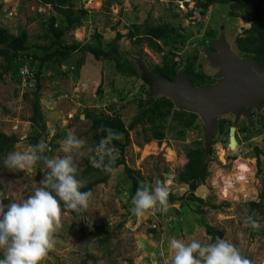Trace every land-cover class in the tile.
Segmentation results:
<instances>
[{"label":"rangeland","instance_id":"rangeland-1","mask_svg":"<svg viewBox=\"0 0 264 264\" xmlns=\"http://www.w3.org/2000/svg\"><path fill=\"white\" fill-rule=\"evenodd\" d=\"M185 2L186 7H182V10L180 5L161 0H74L76 10H86L88 18L82 28L68 36L77 42H86L97 30L104 42H109L115 37L114 29H117L123 35L118 45L122 53L135 62L139 80L117 73L112 62H96L89 54L84 55L78 74L74 72V58L65 62L63 68L45 70L40 92L43 119L50 130L49 137L58 133L61 137L55 141L57 148L53 156L62 155L59 152L60 141L69 131L83 139L86 146H94L90 121L82 118L85 112L93 116H118L128 127L138 113V102L149 105L157 98L153 96L158 92L160 82L153 79L148 70L150 66L161 65V55L151 52L145 45L132 46L127 37L131 26H138L140 31L145 26L163 23L178 28L187 39L177 52L182 64L179 71L186 63V58L194 55L195 69L213 77L211 82L218 80L217 77L215 79L218 68L210 66L204 54L207 46L204 47L198 41L201 42L208 31L214 30L213 27L221 28L220 32L217 29V40L223 42L236 57L243 59L234 49L233 42L235 37L250 27L249 22L229 17L228 6L221 5L212 6L201 22L197 21V16L189 21L186 14L193 7V1ZM52 16L57 17L50 7L41 5L39 0H0V27L13 35L25 30L31 42L45 33L47 22ZM71 39L68 37V41ZM101 83V94L97 95ZM126 91L128 93L124 95ZM25 93L26 89L22 83H18V79L5 76L0 82V133L18 139L14 150L28 147L26 139L32 131L28 122L31 109L23 97ZM263 115L264 105L253 108L247 117L241 114L237 120L230 113L220 118L232 123L235 147L231 149L229 146V133L226 137L215 135L213 144L207 142V147L212 149L208 159L209 177L194 193L207 203L201 207V215L192 203H185L187 208L180 215L181 202L177 199L187 192V186L177 185L173 179L186 163L185 150L196 143L206 145L203 125L199 123L184 136H179L180 128L169 119L161 143L151 141L145 144L146 135L141 133L140 127L130 131V145L123 154L124 165L141 176L142 180L137 179V186L142 181L151 184L159 178L168 184L170 195L176 200L168 205L166 212L153 209L143 217H136L131 212V201L135 195L132 193L131 181L125 175L124 167H118L114 178L91 190L93 198L87 210L76 216L68 214L62 218L63 226L56 234V247L44 264H82V261L86 264H170L169 239L198 238L208 241L210 237L206 235L204 225L222 233V239L235 243L253 264H264V134L254 135L246 141L239 132L244 126L257 129V117ZM254 149L261 153L260 172ZM90 155L85 152L84 157L79 159V172L84 171L85 160L90 163ZM3 160L0 161V196L7 198L4 200L7 205L11 200L20 201L31 195L44 177V168L42 162H38L32 173H14L4 167ZM237 164H245L249 169L244 172L242 182L237 180ZM251 202H260L262 209L251 211L248 206ZM210 206L216 209H210ZM249 215L259 222L258 230L245 225L244 221ZM173 219L175 223L179 219L178 225H173ZM96 227H103L109 234L105 248H97L98 238L90 239Z\"/></svg>","mask_w":264,"mask_h":264},{"label":"trees","instance_id":"trees-1","mask_svg":"<svg viewBox=\"0 0 264 264\" xmlns=\"http://www.w3.org/2000/svg\"><path fill=\"white\" fill-rule=\"evenodd\" d=\"M161 1H167L172 4L173 2L184 0ZM194 1L196 10L199 11L201 18L209 12L212 6L221 5L228 6L229 17L241 18L249 22L250 27L243 30L242 35L235 37L233 42L234 49L243 59L255 62L261 70H264V0ZM39 2L45 7H50L59 19L54 16L49 18L45 27V33L35 37L33 42L30 41L29 35L25 30H21L18 34L13 35L6 28L0 27V82H3L5 76H10L11 79H18V83L21 84L19 70L22 67H27L31 71L34 80L33 87L27 86L25 88L26 93L23 96L31 109V117L28 119V122L32 131L26 139L27 144L28 146L35 145L41 139H44L51 149L46 154L53 156L57 148L55 141L61 137L60 133L49 137L50 130L46 127L43 119L42 108L40 106V92L43 88V74L45 70L51 67L60 68L69 59L74 58L76 59L74 72L78 74L83 64L84 55L89 54L96 62H112L115 71L123 76L133 78V80H139V75L135 62L122 53L118 45L123 35L117 29H114L115 37L109 42H104L102 34L97 30H94L88 41L77 42L71 39L72 37L68 36V34L82 28L83 23L88 18L87 11L84 9L76 10L74 0H39ZM192 16L193 12H189L186 15L187 18ZM131 27L127 37L132 46L141 47L145 45L151 52L161 55V65L150 66V73L167 79L169 82L172 81L170 83L175 82L177 74L179 73V66L182 65L180 59L177 57V52L187 41L180 30L166 23L158 26L148 25L143 27L141 31L136 25ZM213 28L214 30L211 29L207 32L206 37L201 38V42L198 41L199 44L205 47L208 43V38L211 41L217 36L218 28ZM68 37L71 40L68 41ZM212 49L214 48L210 47L209 52H212ZM195 62L196 57L193 55L187 57L186 63L183 64L182 73L186 80L195 88L214 85L215 81L211 82L213 80L212 78L206 76L202 71L195 69ZM35 66L37 68L34 71ZM101 87L102 83L97 88V95L101 94ZM127 93L128 91L124 95ZM137 110L136 117L128 127H125L118 116L103 114L93 116L88 112L84 114V118L89 120L91 124L90 129L92 131L93 145L98 143L100 137L104 135L98 132L101 126L111 128L113 131L123 134V140L113 141L119 153L116 167H124V173L131 181L133 194H135L138 187L137 179L142 180V178L138 172L132 171L124 165L123 154L125 149L130 145V131L140 127L141 133L146 135L145 144L151 141L161 143L164 140V130L169 119L180 128L178 131L179 136H184L186 132L201 123L197 115L177 109L169 99L163 97L155 99L149 105H146L145 102H138ZM257 120V129H251L249 126H244L239 129L244 140H250L254 135L260 136L264 134V115L258 116ZM230 127H232L230 121L226 119L219 120L216 135L219 137L228 136ZM18 142L15 136H6L0 133V161L9 152L14 150ZM210 143H215V138ZM254 152L258 172H260L259 155L261 153L258 149H254ZM211 154L212 149L203 143H196L195 146L188 147L185 150L186 163L179 174L173 179L175 184L187 186V192L180 199H177L181 202L180 206L182 209L180 210V215L187 208L185 203L195 204L198 208L197 212L200 215L203 213L201 207L206 206L207 203L196 197L194 193L199 185L209 177L208 159ZM84 164L85 169L79 172V175L80 178L88 180V182L85 183L82 191H91L95 186L104 185L108 182L109 175L100 169L94 168L87 160H85ZM175 200L172 195L169 196V204ZM248 206L251 211L262 209L260 202H251ZM210 209H216V207L210 206ZM69 214L72 216L77 215L75 212H70ZM178 221L179 219L175 223L173 219V225H178ZM204 228L206 235L210 237L212 242L215 241V238L222 237V233L212 227L204 225ZM152 233H155V231H152ZM93 238H98V242L96 243L98 249L105 248L109 242V234L103 227L95 228V234L91 235L90 239ZM82 264H86L85 261H82Z\"/></svg>","mask_w":264,"mask_h":264},{"label":"clouds","instance_id":"clouds-1","mask_svg":"<svg viewBox=\"0 0 264 264\" xmlns=\"http://www.w3.org/2000/svg\"><path fill=\"white\" fill-rule=\"evenodd\" d=\"M185 1L172 4L184 8L187 4ZM189 12H193V16L187 18L189 21L197 16V21L201 22L208 15L207 12L201 18L199 11ZM217 78L214 85L221 80L218 75ZM98 132L104 134L98 143L86 146L83 139L69 131L60 141L59 152L62 155H47L51 149L44 139L24 150H14L6 155L3 165L8 171L32 173L38 162H42L44 177L32 194L23 200H11L5 205L4 200L7 198L0 196V264H44L56 247V234L63 226L62 218L70 212L80 214L89 208L93 193L82 191L85 181L80 178L78 168V161L85 152L91 154L89 160L94 168L109 175L110 179L115 177L118 152L113 141L123 140V134L104 126ZM169 196L170 188L165 181L159 178L151 184L142 181L132 198L131 212L136 217H143L153 209L166 212ZM244 222L253 230L260 228L259 222L251 215ZM168 252L170 264H253L235 243L219 237L214 242L210 238L203 241L198 238L172 237L168 241Z\"/></svg>","mask_w":264,"mask_h":264},{"label":"water","instance_id":"water-1","mask_svg":"<svg viewBox=\"0 0 264 264\" xmlns=\"http://www.w3.org/2000/svg\"><path fill=\"white\" fill-rule=\"evenodd\" d=\"M210 47L217 53H210ZM205 55L212 67L219 68L218 77L221 80L214 86L195 88L182 71H179L173 83L150 75L160 82L158 92L153 97L169 99L179 110L197 115L204 127L208 146L207 142H211L217 134L219 119L225 114L230 113L237 120L241 114L247 117L253 108L264 105V70L251 60L237 58L223 42L208 41ZM234 132L235 129L230 127V147L235 144ZM174 214L178 216L176 210Z\"/></svg>","mask_w":264,"mask_h":264},{"label":"built area","instance_id":"built-area-1","mask_svg":"<svg viewBox=\"0 0 264 264\" xmlns=\"http://www.w3.org/2000/svg\"><path fill=\"white\" fill-rule=\"evenodd\" d=\"M23 71H26V72H23ZM19 74L21 76L20 80H21V83L24 86V88H26L27 86L33 87L34 80H33L31 71L27 67H22L19 70Z\"/></svg>","mask_w":264,"mask_h":264},{"label":"bare ground","instance_id":"bare-ground-1","mask_svg":"<svg viewBox=\"0 0 264 264\" xmlns=\"http://www.w3.org/2000/svg\"><path fill=\"white\" fill-rule=\"evenodd\" d=\"M144 66V65H143ZM145 67H147V66H145ZM217 69V68H216ZM148 70V69H147ZM149 71V70H148ZM183 71V70H182ZM150 72V71H149ZM151 74V73H150ZM170 82H172V81H170ZM220 120V119H219ZM235 147V144L234 145H232L231 146V149H232V147ZM237 170H238V178H237V180L239 181V182H242V180H243V174H244V172H248L249 171V169H248V167L245 165V164H237ZM232 185V184H231ZM226 188H228V184H227V187ZM230 189V188H229ZM227 195V194H226Z\"/></svg>","mask_w":264,"mask_h":264},{"label":"flooded vegetation","instance_id":"flooded-vegetation-1","mask_svg":"<svg viewBox=\"0 0 264 264\" xmlns=\"http://www.w3.org/2000/svg\"><path fill=\"white\" fill-rule=\"evenodd\" d=\"M185 1V0H184ZM184 1H182V2H184ZM188 2H190V0H187ZM193 1V7L190 9V10H194L195 12L194 13H198V11L196 10V5H195V1L194 0H192ZM189 10V11H190ZM188 11V12H189ZM187 12V13H188ZM241 19V18H240ZM243 20V19H242ZM244 21V20H243ZM219 29V32H220V27L218 28ZM217 33H218V31H217ZM219 34V33H218ZM218 34H217V36L213 39L214 41H216L217 40V37H218ZM210 39H212V38H210ZM208 40H209V38H208ZM205 47H206V45H205ZM206 48H204V50H205ZM212 53H217V51L215 50V49H212ZM218 71H219V69H218ZM217 75H218V73H217ZM217 75H215V79H216V77H217ZM212 79H213V77H211ZM217 81V79L215 80V82Z\"/></svg>","mask_w":264,"mask_h":264},{"label":"crops","instance_id":"crops-1","mask_svg":"<svg viewBox=\"0 0 264 264\" xmlns=\"http://www.w3.org/2000/svg\"><path fill=\"white\" fill-rule=\"evenodd\" d=\"M64 66H65V65L63 64L61 67L63 68ZM72 68H73V66L70 67L71 70H72ZM70 69H69V70H70ZM66 76H67V75H66ZM53 80H54V79H53ZM55 81H57V79H56ZM55 102H56V101H55ZM55 102H54V103H55Z\"/></svg>","mask_w":264,"mask_h":264}]
</instances>
